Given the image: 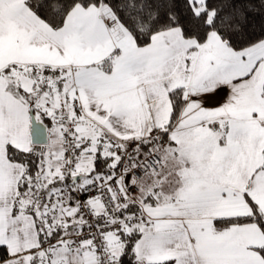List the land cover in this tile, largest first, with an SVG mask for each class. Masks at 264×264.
I'll use <instances>...</instances> for the list:
<instances>
[{"label": "snow or ice", "instance_id": "snow-or-ice-1", "mask_svg": "<svg viewBox=\"0 0 264 264\" xmlns=\"http://www.w3.org/2000/svg\"><path fill=\"white\" fill-rule=\"evenodd\" d=\"M0 264H264V0H0Z\"/></svg>", "mask_w": 264, "mask_h": 264}, {"label": "crops", "instance_id": "crops-1", "mask_svg": "<svg viewBox=\"0 0 264 264\" xmlns=\"http://www.w3.org/2000/svg\"><path fill=\"white\" fill-rule=\"evenodd\" d=\"M218 100H219V97H216V98L210 100V101L208 102V103H209V106L215 105L216 102H217Z\"/></svg>", "mask_w": 264, "mask_h": 264}, {"label": "trees", "instance_id": "trees-1", "mask_svg": "<svg viewBox=\"0 0 264 264\" xmlns=\"http://www.w3.org/2000/svg\"><path fill=\"white\" fill-rule=\"evenodd\" d=\"M252 23H254L258 27L261 23L260 17H256L254 21H252Z\"/></svg>", "mask_w": 264, "mask_h": 264}]
</instances>
